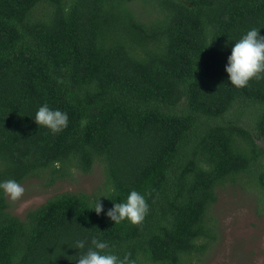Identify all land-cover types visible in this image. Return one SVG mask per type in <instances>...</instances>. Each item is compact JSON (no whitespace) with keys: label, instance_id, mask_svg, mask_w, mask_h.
<instances>
[{"label":"trees","instance_id":"1","mask_svg":"<svg viewBox=\"0 0 264 264\" xmlns=\"http://www.w3.org/2000/svg\"><path fill=\"white\" fill-rule=\"evenodd\" d=\"M250 27L264 35V0H0V179L103 168L22 218L0 194V264H75L69 247L93 235L128 264H192L218 187L240 181L264 212V74L237 88L224 69ZM44 103L68 113L61 131L31 118ZM132 189L139 223L90 209Z\"/></svg>","mask_w":264,"mask_h":264},{"label":"rangeland","instance_id":"2","mask_svg":"<svg viewBox=\"0 0 264 264\" xmlns=\"http://www.w3.org/2000/svg\"><path fill=\"white\" fill-rule=\"evenodd\" d=\"M248 109L243 118L251 123ZM254 134L252 124L248 125ZM103 180V168L95 164L88 173L72 169L70 176L56 180L52 185L37 177L21 182L25 188L20 198L13 201L7 196L9 211L19 217L51 196L63 191H91ZM254 192L241 186L240 181L227 182L217 188V200L212 206L215 217V239L206 252L192 260V264H264V212Z\"/></svg>","mask_w":264,"mask_h":264},{"label":"clouds","instance_id":"3","mask_svg":"<svg viewBox=\"0 0 264 264\" xmlns=\"http://www.w3.org/2000/svg\"><path fill=\"white\" fill-rule=\"evenodd\" d=\"M259 29L250 27L231 45L224 69L230 84L237 88L247 86L251 79H259L264 74V35L260 34ZM31 118L37 125L44 126L53 133L61 131L68 124V113L59 108H50L47 103L41 104ZM24 191L23 184L18 180L0 179V194L13 201L20 198ZM105 191L115 193L117 190L108 184ZM100 197L90 209L97 215L104 212L113 222L127 220L132 224L139 223L148 210L145 195L136 189L130 190L125 199L112 203L106 211ZM69 248L83 250L80 251L75 264H128L126 257L122 258L112 252L109 244L95 235L77 239L74 247Z\"/></svg>","mask_w":264,"mask_h":264}]
</instances>
